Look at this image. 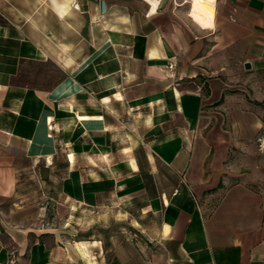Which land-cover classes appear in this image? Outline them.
<instances>
[{
  "label": "crops",
  "instance_id": "obj_1",
  "mask_svg": "<svg viewBox=\"0 0 264 264\" xmlns=\"http://www.w3.org/2000/svg\"><path fill=\"white\" fill-rule=\"evenodd\" d=\"M194 2L0 0V264H264V0Z\"/></svg>",
  "mask_w": 264,
  "mask_h": 264
},
{
  "label": "rangeland",
  "instance_id": "obj_2",
  "mask_svg": "<svg viewBox=\"0 0 264 264\" xmlns=\"http://www.w3.org/2000/svg\"><path fill=\"white\" fill-rule=\"evenodd\" d=\"M88 212V211H83ZM108 212H115L110 210ZM127 212H140L138 211H129ZM87 214V213H86ZM93 218H87L86 223H83V227L88 230L83 233V237L89 239H99L102 241L103 245L107 243L109 238L117 237L123 229H128L125 221L119 219L115 220L113 217H106L104 220H101L99 223H93ZM89 223V225H87ZM90 226V229H87Z\"/></svg>",
  "mask_w": 264,
  "mask_h": 264
},
{
  "label": "built area",
  "instance_id": "obj_3",
  "mask_svg": "<svg viewBox=\"0 0 264 264\" xmlns=\"http://www.w3.org/2000/svg\"><path fill=\"white\" fill-rule=\"evenodd\" d=\"M75 9H77V6H74ZM175 67V62L174 61H170L167 68L169 70H173ZM257 142V147L259 151H263L264 150V136L260 135L257 137L256 139ZM9 264H15V256L13 253H11V258L9 260Z\"/></svg>",
  "mask_w": 264,
  "mask_h": 264
},
{
  "label": "bare ground",
  "instance_id": "obj_4",
  "mask_svg": "<svg viewBox=\"0 0 264 264\" xmlns=\"http://www.w3.org/2000/svg\"><path fill=\"white\" fill-rule=\"evenodd\" d=\"M194 1L199 4V15H198V18L200 20H204V18H207V16H209L211 14V11L204 6L206 4H204L203 1L204 2H208L210 4V3H213L215 0H194Z\"/></svg>",
  "mask_w": 264,
  "mask_h": 264
}]
</instances>
